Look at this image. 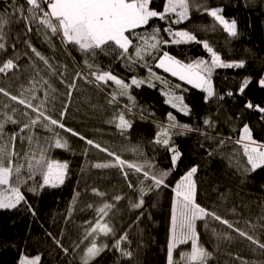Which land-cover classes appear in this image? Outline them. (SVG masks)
Instances as JSON below:
<instances>
[{
	"label": "trees",
	"instance_id": "obj_1",
	"mask_svg": "<svg viewBox=\"0 0 264 264\" xmlns=\"http://www.w3.org/2000/svg\"><path fill=\"white\" fill-rule=\"evenodd\" d=\"M201 2L209 9H221V15L229 22L235 20L237 36H229L204 9L198 11L195 7L190 9L189 20L171 27L173 30L193 32L198 40L209 43L223 61H243L244 67L216 68L211 77L215 95L206 100V93L153 66V71L169 81L170 85H181L174 91L184 97V103L190 110L186 116L165 103L166 97L161 93L169 88L155 79L151 80L153 87H149L147 82L139 88L132 86L130 93L134 98V106L126 96L118 97V104H109L116 86L109 81L108 86L101 85L100 89L103 90H100L95 82L90 84L76 77L77 72L83 75L90 72L84 64V55L76 47L68 45L66 48L50 32L46 39L45 30L41 26L38 31L36 24L28 32L26 23L20 18L21 13L12 7L13 0H0V14L6 13L11 19L4 29L7 34L4 41L6 49L0 51V62L12 58L17 64L14 72L0 74V88L18 97L23 92L22 98L30 99L34 95V105L45 100L47 92L45 108L52 110L48 112L49 115L60 119L61 111L67 106L63 119L66 127L120 155L126 161H147L158 170L172 169V153L165 146L153 142L159 131L157 125H167V117L171 113L178 123L198 129L183 135H171L170 143L181 153V157L165 181L169 187L161 186L159 190L149 192L144 197L143 207L138 210L130 209L128 205V197L135 201L138 192L128 188V181L118 167L97 169L92 166L98 162L111 161L112 157L90 147L78 137L57 129L68 139L71 150L52 148L49 155L68 163V175L65 182L55 188H40L43 180L36 175L21 186L26 203L21 202L15 209H0V264H19L22 256L33 258L37 255L41 257L39 264H80L79 255L88 241L75 252L73 249L80 244L87 227L86 222L98 218L95 208L103 202L116 204L113 200L115 195H122L125 199L116 204L110 217L105 219H111L115 225L116 239L125 231L128 232L130 243H123L122 247L130 250L133 256L131 259L122 257L111 248L114 238L101 236L99 242L107 243L109 248L92 264H167L172 188L193 166L198 169L194 177L197 183V202L264 243V168L254 172L245 171L247 161L239 146L234 143L244 125L249 126L253 139L264 143V114L245 107L248 102L264 107V88L258 83L264 78V0ZM163 3L164 0H154L152 6L162 10ZM21 5L24 7V15H27L26 0H15L16 8ZM152 26H159L162 37L169 39L168 34L163 32V28L169 27L167 23L154 19L148 29ZM29 43L48 59V65L35 56L28 47ZM129 51L134 55V49ZM163 51L185 63L196 59L211 62V56L202 43L162 45L161 52L156 55H162ZM146 59L154 65L151 57ZM97 63L127 83H131L132 77L146 81L149 77L147 68L141 67L140 63H130L127 56L118 59L116 53H99ZM245 78L250 82L241 94L239 89ZM89 79L93 78L89 76ZM44 80L49 81L54 92L44 84ZM61 80L65 83H61ZM73 81L76 87L71 90L69 97L66 84ZM33 88L34 91H26ZM229 92L233 95L229 96ZM4 105L11 107L5 108ZM125 105L131 107L132 111H127ZM12 107L19 110L15 118L21 122L26 119L22 116L24 111L31 113L30 109H25L23 105L16 104L0 93V113L12 115ZM121 111L131 121V128L123 134L114 123L109 122L114 116L118 117ZM205 120L210 122L209 125H205ZM18 130L19 125L11 123L5 128L8 133ZM36 132L41 137L49 135L42 128H37ZM172 132H179V129H173ZM221 140H225L223 146L220 145ZM16 144L21 153L28 149L27 141L21 145L17 139ZM133 147H137L142 155L131 151ZM229 157H233L231 163ZM125 170L133 185L138 186V177L142 180L143 174H137L133 169ZM145 184H151V181H145ZM30 188H35V191H30ZM93 188L106 195H94ZM90 204L92 208L88 207ZM209 224V229H205L203 221L198 223L200 242L213 253L209 264H264V249L217 221L209 220ZM212 228L227 233L232 239L217 240ZM53 238L61 242L63 248L68 250L67 254L57 246ZM188 248L190 245L180 246L174 253L175 258L179 259L180 251Z\"/></svg>",
	"mask_w": 264,
	"mask_h": 264
},
{
	"label": "snow or ice",
	"instance_id": "obj_2",
	"mask_svg": "<svg viewBox=\"0 0 264 264\" xmlns=\"http://www.w3.org/2000/svg\"><path fill=\"white\" fill-rule=\"evenodd\" d=\"M154 0H26L27 15H24V7H15V0H13L12 7L14 11L21 13V19L26 23L28 32L32 31V25L36 24L39 31L41 26L45 30V38L48 39L47 33L50 32L52 36L58 37L61 43L67 48L68 45L76 47L85 57L84 64L90 70L88 75H83L82 72H77L76 77L84 79L87 83L95 82V86L100 89L101 85L108 86V82H112L116 86L111 94L109 104H118V97L126 96L129 101L133 102L134 98L130 93L132 86L139 88L144 83H148L149 87H153L152 79L161 81L169 88L168 91H163L161 94L166 97L165 103L169 104L177 112L189 115L190 110L184 103V97L177 95L174 89H179L180 84L170 85L169 81L162 76L157 75L153 71V66L156 69H161L164 73L170 74L185 84L191 85L206 93L205 99L212 98L215 93L212 84V74L216 68H242L244 62H225L221 56L213 50V48L206 41H200L196 35L185 29L173 30L171 25H178L190 19V9L195 7L198 11L204 9L207 15L214 18V20L223 27V30L231 37L237 36L236 21L229 22L221 15V9H209L201 0H164L162 10L152 6ZM163 21L169 27L163 28V32L168 34L169 39H164L161 35V28L159 26H152L148 29L152 20ZM11 22L8 14H0V51L6 49V33L4 29ZM138 29L144 31L138 32ZM134 41H139L135 43ZM202 43L204 49L207 50L211 56V62L205 59H196L191 62H183L180 59L170 55L167 51H163L162 55H156L161 52L162 45L174 44H188V43ZM28 47L45 65L49 64L48 59L37 51L29 43ZM130 49H134V55L130 53ZM99 53L109 55L116 53L118 59L127 56L130 63H140L141 67H145L149 71L147 81L145 79L131 78V83L114 75L110 70H105L99 63L97 57ZM146 57H151L154 62L149 63ZM17 69V64L12 58L0 62V74L7 75L9 72H14ZM94 69V70H92ZM63 75V74H61ZM91 76L93 79H89ZM54 92L48 80L43 81ZM249 79L245 78L241 84L239 92L244 93L245 88L249 84ZM34 83V82H33ZM61 83H65L61 80ZM259 86L264 88V78L259 80ZM69 89L67 95L71 97V90L76 87L75 81L66 84ZM35 89H26V91H34ZM103 90V89H100ZM0 93L16 104L23 105L25 109L22 116L26 118L23 122L15 118V114L19 111L12 107V115L7 113H0V209H15L21 202H25V196L21 191V186L26 184L28 180L33 179L36 175L42 177L43 182L39 185L40 188L45 186L58 187L65 182L68 175L69 165L66 161L61 162L49 155L52 148L63 149L70 151L68 139L64 137L60 131L69 133L71 136L78 137L92 148L98 149L100 152H105L111 161L103 163H95L92 165L97 169L119 168L128 181V188L138 192V197L134 201L132 197H128V205L130 209L138 210L144 205V197L149 192L159 190L161 186L169 187L165 183L170 171H174L177 162L181 157V153L171 145V135H183L193 130L187 124H180L176 121L175 116L168 114L167 125L158 124L159 131L156 133L154 143L165 146L171 153V170H158L154 164L145 161L144 163L129 162L120 157V155L102 147L91 139L75 131L72 128L66 127L63 123L66 108L60 113V119L54 118L48 112L51 109L45 108L48 93H45V100H41L39 104L32 103L36 97L33 95L29 98H22L24 93L18 97L12 95L4 88H0ZM229 96L233 93L229 92ZM223 97H221L222 99ZM5 108L11 107L4 105ZM245 107L254 109L255 111L264 114V107L253 105L248 102ZM127 111L131 112L132 108L125 105ZM34 113L35 115H32ZM141 119H144L141 116ZM110 123H114L115 127L121 131L131 128V121L125 118L124 112L121 111L119 116H114ZM19 125L18 131L8 133L5 131L7 124ZM205 125H209V121L205 120ZM37 128H42L49 135L41 137L36 132ZM173 129H179V132L173 133ZM17 139L21 142L28 143V149L21 153L17 149ZM231 139V138H228ZM43 141V143H41ZM225 140L220 141L223 146ZM236 145L242 149L243 156L246 158L247 164L244 165L245 171H256L264 168V143H259L253 139L252 132L248 125H244L240 130L238 139L234 141ZM134 153L139 152L137 147L131 148ZM85 155L87 149H85ZM211 154V153H210ZM233 157H229L230 163ZM239 163V161H237ZM133 169L135 173L143 174V179L139 180L138 186H134L129 179V173L125 170ZM197 167H191L183 176L176 181L172 188L173 198L171 201V216L169 237L167 243V264H209L213 258V253L210 252L201 242L198 232V222L203 221L205 229H209V220L217 221L239 236L245 237L251 241L252 244L257 245L258 248L264 249V243L259 239L248 235L245 231L234 227L233 223L221 217L216 212L211 211L197 202V183L194 179L197 173ZM25 172L27 175L25 176ZM151 181V184H145V181ZM30 191H35V188H30ZM93 194L104 197L106 194L100 192L98 189H92ZM79 193H77V196ZM125 199L122 195H115L113 200L118 204ZM76 202V197L73 198V203ZM116 204L103 202L102 205L97 206L95 211L97 217L94 221L86 222L87 227L84 229V234L81 238L80 244L73 249L75 252L80 249L81 244L88 241L80 255V264H92L109 245L104 242H99V238L112 237L114 243L111 245L121 254L122 257L131 259L133 253L127 248L122 247L123 243H130L128 232L116 239L117 229L112 223L110 217ZM92 208L93 205H88ZM71 211V209H70ZM142 215V213H141ZM139 216L137 217V221ZM131 227V225H129ZM214 237L217 240H231L232 237L227 233L217 232L216 229H211ZM54 242L58 247L67 254V249L59 240L55 238ZM182 245H190V248L181 250L179 259H176L174 253ZM41 257L39 255L29 259L26 256L20 258L19 264H39Z\"/></svg>",
	"mask_w": 264,
	"mask_h": 264
},
{
	"label": "rangeland",
	"instance_id": "obj_3",
	"mask_svg": "<svg viewBox=\"0 0 264 264\" xmlns=\"http://www.w3.org/2000/svg\"><path fill=\"white\" fill-rule=\"evenodd\" d=\"M241 152H242V149H241ZM242 155H243V153H242ZM246 159V158H245ZM199 223V222H198ZM86 247V246H85ZM34 258V257H33ZM29 259H31V258H29ZM79 261H80V255H79Z\"/></svg>",
	"mask_w": 264,
	"mask_h": 264
}]
</instances>
